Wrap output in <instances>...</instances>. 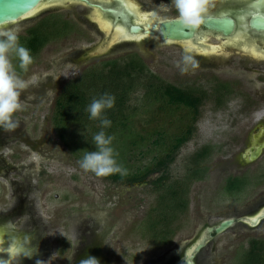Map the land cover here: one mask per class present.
Masks as SVG:
<instances>
[{"label":"rangeland","instance_id":"1","mask_svg":"<svg viewBox=\"0 0 264 264\" xmlns=\"http://www.w3.org/2000/svg\"><path fill=\"white\" fill-rule=\"evenodd\" d=\"M139 1L143 4L147 0ZM35 18L3 28L17 29L22 34L33 25ZM64 49L60 48L58 54ZM146 50L147 56L142 60L147 68L169 85L202 87L212 92L217 84L226 81L231 90L223 105L213 101L203 104L195 125L196 134L169 166V176L180 178L194 152L204 146L213 147L212 156L205 163L207 177L190 187L189 206L180 219V231L171 245L163 248L156 247L139 233L138 226L155 199L150 182L160 177V173L151 175L143 184L111 182L97 177L80 167L83 156L97 148L86 149L81 142L82 134L73 126L64 133L66 143L52 128L54 100L61 87L90 65L107 58L89 60L54 56L53 52L45 51L26 73H18L25 80L33 75L38 77L35 84L30 83L21 92V110L14 117L18 126L11 130L0 129V214L6 215L9 209L19 207V212L11 217L14 232L9 235L0 229V243L3 245L7 239L16 241L21 264L30 261L25 258L24 240L38 236L40 231L48 243L46 258L40 264H81L88 257L97 258L100 264H176L190 246L202 239L207 228L226 219L253 218L264 208V156L249 166L241 164L240 160L242 137L250 127L248 120L237 115L236 88L240 74L235 71L211 73L209 63L191 58L197 65L193 68L185 64V55L173 47H147ZM184 67L188 71H182ZM144 95L142 89L130 95L129 131L125 130L123 136L112 133L111 147L125 173L147 167L158 152L151 151L149 142L132 145L137 139L134 137L153 140L154 132L165 130L172 135L178 126V121L175 125L174 120L169 121V113L162 118L158 114L151 115L157 104H150ZM243 175L249 177V186L240 193L227 194L226 179ZM23 229L28 232L23 233ZM251 239H264V221L256 228L237 224L214 236L196 256V264H235V259L243 264L241 253L247 250Z\"/></svg>","mask_w":264,"mask_h":264},{"label":"flooded vegetation","instance_id":"2","mask_svg":"<svg viewBox=\"0 0 264 264\" xmlns=\"http://www.w3.org/2000/svg\"><path fill=\"white\" fill-rule=\"evenodd\" d=\"M84 1L96 8L78 0H49L46 4L49 11L36 17L33 25L19 34L20 41L27 38L31 48L35 47V32L41 29L43 22H47L48 27L41 30L44 35H39V39L46 42L37 51L36 58L46 51L53 52L54 56H76L89 60L107 58L102 62L127 57L142 59L147 56V47H173L185 56L209 63L211 73L238 72L240 78L236 88L239 101L237 115L250 122V127L244 131L242 137L240 160L243 165L252 164L243 161L241 155L254 144L264 145V3L261 0H208L209 11L205 21L229 20L233 23L232 33L224 35L209 30L202 24L195 30L193 37L185 41L163 38V25L179 21L174 0H147L143 4L139 0ZM212 41L217 44L211 43ZM63 47L66 48L65 51L58 54ZM17 61L13 58V64L18 68ZM17 71L20 74L18 69ZM83 72L84 70L64 85L77 79ZM183 88H189L195 96L202 95L203 104L207 101L218 103L219 100L223 105L225 98L231 93L226 81L217 84L212 92L202 87ZM255 136L258 137L256 142ZM18 209L17 206L9 209V216L0 214V229L6 234L11 235L14 232L11 217L19 212ZM22 232L26 234L28 231L23 229ZM15 242L7 239L3 245L0 243V260H6L3 264H21L20 251L17 252ZM23 245L26 250L25 258L30 259L26 264H40L46 258L48 243L41 231L38 236L35 234L27 237Z\"/></svg>","mask_w":264,"mask_h":264},{"label":"trees","instance_id":"3","mask_svg":"<svg viewBox=\"0 0 264 264\" xmlns=\"http://www.w3.org/2000/svg\"><path fill=\"white\" fill-rule=\"evenodd\" d=\"M46 27H48L47 22H43L39 33L35 32L37 37L35 47L31 48L27 38L20 41L30 49L34 61L37 59V51L46 42L39 39L41 30ZM41 34L44 35L43 32ZM17 69L23 73L22 70ZM136 89L144 90V96L150 104H157L155 113L151 115L158 114L162 118L169 113L171 119L169 121L174 120L173 125L178 121V126L172 135H168L165 130L154 132L153 140L143 136L134 137L139 141L137 139L132 141V145L149 142L153 148L151 151H158L152 157L153 162L147 167L135 169V172L114 174L104 179L111 182L143 184L151 175L160 173V177L150 182L155 199L141 220L138 230L142 237L153 245L163 248L171 245L180 231L179 222L188 210L191 185L207 177L208 166L205 163L212 156V146H204L194 152L186 162L185 174L180 178L172 179L168 174L169 166L175 163L181 148L196 134L195 125L203 107V96H195L189 88L177 87L161 81L160 78L152 75L139 57L119 58L92 64L81 76L64 85L55 101L50 123L62 142L66 143L64 133L70 131L69 127L73 126L82 134L84 140L81 138V142L83 141L82 143L87 146L86 149L96 147L93 137L100 131H104L108 136H112L114 132L115 135L121 133L123 136L125 130L129 131L127 104L130 95ZM105 93L115 97V105L104 113V116L111 120V126L101 128L100 120L90 119L86 109L93 99ZM218 104L221 105L222 102L218 100L216 105ZM175 115L180 116L173 119ZM149 135L148 132L147 136ZM249 184L250 179L247 175L230 176L225 181L224 189L227 194L240 193ZM247 246V250L241 253L244 257L243 264H264V239H251ZM235 260V264H239L237 259Z\"/></svg>","mask_w":264,"mask_h":264},{"label":"clouds","instance_id":"4","mask_svg":"<svg viewBox=\"0 0 264 264\" xmlns=\"http://www.w3.org/2000/svg\"><path fill=\"white\" fill-rule=\"evenodd\" d=\"M177 19L190 30L198 29L204 22L209 11L208 0H174ZM13 58L19 61L18 67L27 72L33 64L34 58L30 49L20 43L17 29L0 27V129L11 130L18 126L14 119L15 114L21 110V92L29 84H35L38 77L33 75L30 80L23 79L17 72V66L13 64ZM185 64L197 67L191 57L185 56ZM188 71L187 67L181 69ZM115 105V97L103 94L95 98L87 107L89 118L100 120L101 128L111 126V120L104 116L107 110ZM93 141L97 150L87 152L80 161V167L85 171L94 173L97 177H106L114 174H125L126 170L118 164L114 149L111 147L113 137L100 131L94 135ZM81 264H100L95 257H88Z\"/></svg>","mask_w":264,"mask_h":264},{"label":"water","instance_id":"5","mask_svg":"<svg viewBox=\"0 0 264 264\" xmlns=\"http://www.w3.org/2000/svg\"><path fill=\"white\" fill-rule=\"evenodd\" d=\"M49 0H0V27L7 25H14L21 21L38 17L39 15L49 11V8H42ZM85 3L91 8H96L84 0H78ZM112 12V11H110ZM204 27L209 30L221 32L224 35H229L233 31V23L229 20L222 21H205ZM195 30L186 28L179 21L166 23L162 27L163 38L171 41H185L193 37ZM258 137H254L257 141ZM264 151V145L256 146L255 144L241 155V159L246 163L256 162ZM264 221V212L256 219L248 217H241L238 219H226L220 222L217 226L206 229L202 239L190 246L187 249L185 259L177 262L176 264H194L196 256L201 253L207 243L213 239V236H218L231 229L237 224H243L250 228L258 227Z\"/></svg>","mask_w":264,"mask_h":264},{"label":"bare ground","instance_id":"6","mask_svg":"<svg viewBox=\"0 0 264 264\" xmlns=\"http://www.w3.org/2000/svg\"><path fill=\"white\" fill-rule=\"evenodd\" d=\"M42 8H46V4L43 5ZM100 17H101V15H100ZM100 17H99V18H100ZM263 212H264V208H262L261 211L258 212V213H259L258 215L254 216L253 218H250V217H248V218H250V219H256L257 217H259L260 215H262ZM9 251H10V250H9ZM7 252H8V251H7ZM2 262L4 263V262H6V260H5V259H1V260H0V264H3ZM15 262H16V261H15ZM9 263H10V262H9ZM5 264H6V263H5Z\"/></svg>","mask_w":264,"mask_h":264},{"label":"snow or ice","instance_id":"7","mask_svg":"<svg viewBox=\"0 0 264 264\" xmlns=\"http://www.w3.org/2000/svg\"><path fill=\"white\" fill-rule=\"evenodd\" d=\"M262 3H264V0H261Z\"/></svg>","mask_w":264,"mask_h":264}]
</instances>
